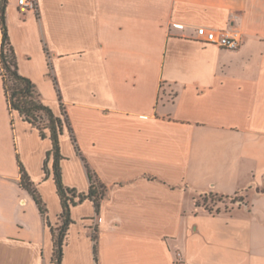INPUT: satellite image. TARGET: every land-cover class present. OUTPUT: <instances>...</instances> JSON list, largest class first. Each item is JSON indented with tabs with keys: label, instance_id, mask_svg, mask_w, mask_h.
<instances>
[{
	"label": "crops",
	"instance_id": "0c3cea01",
	"mask_svg": "<svg viewBox=\"0 0 264 264\" xmlns=\"http://www.w3.org/2000/svg\"><path fill=\"white\" fill-rule=\"evenodd\" d=\"M6 21L19 72L69 120L64 185L87 192L89 168L107 188L98 213L71 207L61 264H173L177 250L187 264H264V0H38L7 5ZM201 26L238 30L240 47L198 40ZM51 148L8 108L0 72V264H52ZM209 193L238 200L211 213L196 202Z\"/></svg>",
	"mask_w": 264,
	"mask_h": 264
},
{
	"label": "trees",
	"instance_id": "16d2710c",
	"mask_svg": "<svg viewBox=\"0 0 264 264\" xmlns=\"http://www.w3.org/2000/svg\"><path fill=\"white\" fill-rule=\"evenodd\" d=\"M7 4L8 0H0V30L2 34L0 44V72L3 80L4 94L6 96L8 108L18 112L23 120L36 126L42 137H46V130L48 131V137L52 142V148L47 153L44 162V171L46 175L49 173L47 161L52 156V174L62 206V211L60 213L61 222L57 227L50 226L46 215V206L21 163L19 164L20 185L30 193L38 206L44 222L50 226L53 239L52 264H61L64 239L69 224L72 222L70 218L71 207L85 199H90L94 203L95 212L98 213L100 202L106 195L107 188L89 168H87V174L90 184L87 192H77L74 188L64 185L60 165L61 159L63 158L60 150V135L63 132L64 126H67L70 130L72 140L74 142L76 140L64 110L62 109L61 111L62 116L56 115L49 106L42 102L40 92L35 83L19 72L17 55L10 40L6 21ZM8 81H10V85ZM92 239L94 241V253L96 258L97 235L95 233L92 235Z\"/></svg>",
	"mask_w": 264,
	"mask_h": 264
},
{
	"label": "built area",
	"instance_id": "2783aa9c",
	"mask_svg": "<svg viewBox=\"0 0 264 264\" xmlns=\"http://www.w3.org/2000/svg\"><path fill=\"white\" fill-rule=\"evenodd\" d=\"M16 7L22 14L37 12L38 0H16ZM198 40L206 44L234 50L240 47L242 42L241 33L238 30L213 29L204 26L197 28ZM173 264H187L183 254L177 250L174 254Z\"/></svg>",
	"mask_w": 264,
	"mask_h": 264
},
{
	"label": "rangeland",
	"instance_id": "374dc122",
	"mask_svg": "<svg viewBox=\"0 0 264 264\" xmlns=\"http://www.w3.org/2000/svg\"><path fill=\"white\" fill-rule=\"evenodd\" d=\"M7 5H9L10 13L14 15L16 0H8ZM8 84L10 85V81H8ZM237 200V196H233L232 198H226L223 196L209 193L198 197L196 202L198 206L203 207L205 210L211 213H218L225 209V204L227 205L230 203H235Z\"/></svg>",
	"mask_w": 264,
	"mask_h": 264
},
{
	"label": "water",
	"instance_id": "95a60500",
	"mask_svg": "<svg viewBox=\"0 0 264 264\" xmlns=\"http://www.w3.org/2000/svg\"><path fill=\"white\" fill-rule=\"evenodd\" d=\"M237 203H238V204H241V203L243 204V202H242L241 200H239Z\"/></svg>",
	"mask_w": 264,
	"mask_h": 264
}]
</instances>
